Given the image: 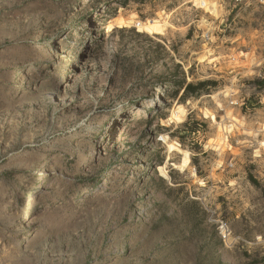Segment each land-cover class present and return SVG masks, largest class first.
Listing matches in <instances>:
<instances>
[{"label":"rangeland","instance_id":"1","mask_svg":"<svg viewBox=\"0 0 264 264\" xmlns=\"http://www.w3.org/2000/svg\"><path fill=\"white\" fill-rule=\"evenodd\" d=\"M218 1L0 0V264H264V5Z\"/></svg>","mask_w":264,"mask_h":264},{"label":"bare ground","instance_id":"2","mask_svg":"<svg viewBox=\"0 0 264 264\" xmlns=\"http://www.w3.org/2000/svg\"><path fill=\"white\" fill-rule=\"evenodd\" d=\"M199 1H201V3H203V5L206 9H209L214 13L218 12V10H219V1L218 0H199ZM137 25H140V23L137 22ZM155 98H157V96ZM182 115H183V111H181L180 109H177L174 113L172 112L171 117L173 118V120L179 121L182 118ZM28 201H30L29 198H28ZM28 204H29V202L26 205L28 206Z\"/></svg>","mask_w":264,"mask_h":264},{"label":"built area","instance_id":"3","mask_svg":"<svg viewBox=\"0 0 264 264\" xmlns=\"http://www.w3.org/2000/svg\"><path fill=\"white\" fill-rule=\"evenodd\" d=\"M233 6L237 5H244V4H259V5H264V0H224Z\"/></svg>","mask_w":264,"mask_h":264},{"label":"trees","instance_id":"4","mask_svg":"<svg viewBox=\"0 0 264 264\" xmlns=\"http://www.w3.org/2000/svg\"><path fill=\"white\" fill-rule=\"evenodd\" d=\"M192 88V85L191 84H188L185 88V91H188V89H191Z\"/></svg>","mask_w":264,"mask_h":264}]
</instances>
